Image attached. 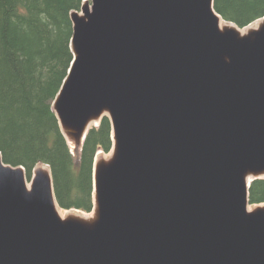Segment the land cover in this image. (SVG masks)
Wrapping results in <instances>:
<instances>
[{
    "label": "water",
    "instance_id": "1",
    "mask_svg": "<svg viewBox=\"0 0 264 264\" xmlns=\"http://www.w3.org/2000/svg\"><path fill=\"white\" fill-rule=\"evenodd\" d=\"M214 0H84L53 109L79 147L108 117L95 217L62 220L51 174L0 155V264H264V20L220 28ZM234 25V24H233ZM237 27L236 25H234ZM57 203V202H56Z\"/></svg>",
    "mask_w": 264,
    "mask_h": 264
},
{
    "label": "trees",
    "instance_id": "2",
    "mask_svg": "<svg viewBox=\"0 0 264 264\" xmlns=\"http://www.w3.org/2000/svg\"><path fill=\"white\" fill-rule=\"evenodd\" d=\"M84 0H0V155L23 167H50L63 210L94 207L93 164L113 147L112 123L102 118L83 145L71 151L53 103L73 62L71 14ZM221 18L246 28L264 18V0H214ZM264 203V179L251 182L249 204Z\"/></svg>",
    "mask_w": 264,
    "mask_h": 264
},
{
    "label": "bare ground",
    "instance_id": "3",
    "mask_svg": "<svg viewBox=\"0 0 264 264\" xmlns=\"http://www.w3.org/2000/svg\"><path fill=\"white\" fill-rule=\"evenodd\" d=\"M220 28L221 29H225V28H234L241 36H244L246 35L249 31L251 30H255L257 28L256 27H253L252 26H249L245 29H239L237 27H235L234 25H231L227 22H225L224 20L220 19ZM95 123L92 122L91 125H94ZM69 140V143H70V146L73 145V143L70 141V139L68 138ZM96 162H98V159L96 160ZM47 171L49 172V170L47 169ZM264 177V176H263ZM253 179V176H249L248 178V181L251 182V180ZM31 187V183H27V188L30 189ZM56 204V209H57V212H58V215L61 217L62 220H65V219H68V218H79L83 221H92L94 219V217L90 216L88 217V215H85V213H82V212H76V211H73V210H70V211H64V210H60L57 206V203L55 202ZM264 208V206H261Z\"/></svg>",
    "mask_w": 264,
    "mask_h": 264
},
{
    "label": "rangeland",
    "instance_id": "4",
    "mask_svg": "<svg viewBox=\"0 0 264 264\" xmlns=\"http://www.w3.org/2000/svg\"><path fill=\"white\" fill-rule=\"evenodd\" d=\"M261 21H262V20H259V21L255 22V23L251 24L250 26H252V25H253V27H256V26H257V28H258V24H260ZM237 28H238V27H237ZM92 127H93V126H92ZM71 148L74 150V149L76 148V145L73 144V145L71 146ZM112 155H113L112 152H111V153H100L98 159H99V160H102L101 162H105V163H107V162L110 160V158L112 157ZM41 168L47 170V167H46V166H41ZM34 172H35V171H34ZM34 172H33V174H32V177H33V175H34ZM29 182H30V181H29ZM261 206H264V204L249 205V206H248V210H249V211H254V210L257 209V208H260ZM85 215H88V214L85 213ZM90 216H91V217H92V216L95 217V212L93 211V212L89 213L88 217H90Z\"/></svg>",
    "mask_w": 264,
    "mask_h": 264
}]
</instances>
